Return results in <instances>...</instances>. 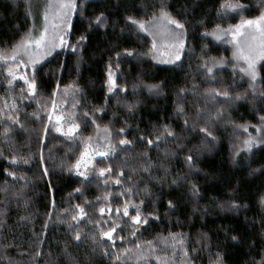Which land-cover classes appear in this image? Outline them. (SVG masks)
I'll return each mask as SVG.
<instances>
[{"label":"trees","instance_id":"obj_1","mask_svg":"<svg viewBox=\"0 0 264 264\" xmlns=\"http://www.w3.org/2000/svg\"><path fill=\"white\" fill-rule=\"evenodd\" d=\"M45 6L0 0V51L11 55ZM162 8L184 25L183 53L172 63L152 51ZM262 12L264 0H77L69 44L28 74L35 94L0 60V264H215L218 255L223 264H264V143L250 151L243 143L264 140V62L252 81L229 35H210ZM221 60L208 73L204 65ZM212 89L230 97L213 99ZM56 101L79 125L74 138L47 122ZM165 125L174 135L157 140ZM105 129L114 153L95 167L120 181L112 187L73 173L83 142ZM126 204L130 218L139 209V228L124 217ZM117 225L112 239L102 236Z\"/></svg>","mask_w":264,"mask_h":264},{"label":"snow or ice","instance_id":"obj_2","mask_svg":"<svg viewBox=\"0 0 264 264\" xmlns=\"http://www.w3.org/2000/svg\"><path fill=\"white\" fill-rule=\"evenodd\" d=\"M48 9L55 8V18L59 20V23H53L52 29L53 32L49 33V11H45L43 14V19L45 21L43 30L40 32L39 36H34L32 30H29L28 33L25 34V36L14 46L11 55H6L4 52L0 51V59L2 60H13L15 61L18 56H27L28 57V63H30L33 67H35L36 64L40 62L44 58L45 55H51V50L57 47H64L69 44V42L65 39V32L61 31V26L65 23L71 25V11H75L77 8V0H49ZM222 7H224L222 5ZM227 8L236 10L238 8H241L242 5L239 4H228L226 5ZM160 19L163 21H166L167 24L175 25L177 29H183L184 25L171 17V15L165 11L163 8L160 12ZM128 20L131 21L133 24H138V27L142 31H146L147 27L145 22L143 21H136L132 17H128ZM95 22L98 25H103L104 23V14L101 13L95 18ZM217 29H219V33L216 31L210 33V35H213L217 40H220L223 35H231L232 36V43H234L235 51L233 52V57L235 60L240 61L243 60L247 67L241 68V71L246 73L248 76H250L252 81H255L257 78V73L255 70L256 63L264 59V12L261 13V15L255 19H242L241 22L237 25L230 26L228 29H220V26L217 25ZM205 35H209V33H205ZM57 37L59 38V43H56ZM182 33H176L175 34V43L173 45H169L170 48H174V59L179 60L180 59V51L184 48V41L181 38ZM243 38L245 40L244 44H241V39ZM85 37L81 36L80 40H84ZM33 46H35V51H33ZM73 49H75V45H72ZM156 49V43L153 42V50ZM127 55L131 56L133 53L131 51L126 50ZM119 53H117V56L119 57ZM167 63H172L173 60L169 59L165 61ZM21 63L23 64L24 61L21 60ZM223 64V60L214 62L212 66H207L208 73H212L213 67L216 66V64ZM9 75L12 76V79H16L15 73L13 69L9 68ZM114 73L111 70V65H109V72H108V80L107 83L109 84L108 92H113V89L117 86L115 79H114ZM20 79H24L25 83L28 85V89L30 93L35 94L37 83L35 78L33 77L30 81L27 77L21 76ZM9 83H12V80H9ZM159 85H153L151 86V89H158ZM123 91V89H121ZM214 93L213 99H215V96H223L225 98L230 97V93L225 91H217L215 89L211 90ZM55 95V93H54ZM236 99H241V97L238 95ZM55 102H53V108H55ZM132 106H129V110H131ZM178 111H183V108L178 106ZM61 117H57V120L59 121ZM261 121L264 122V116H262ZM188 121L185 120V125H187ZM79 125H70L68 129V133H73L77 130ZM244 127V126H242ZM244 130L247 131V127H244ZM56 131H62L61 128L57 127ZM107 132V129H105ZM201 132L206 133L208 136H212V133L207 131L205 128L200 129ZM257 131L259 132L260 129L258 128ZM121 132H123V129H121ZM167 134V136H173L174 133L168 129V126H164V133H161L156 137L157 140L161 139V137L164 134ZM214 138V137H213ZM143 139V138H142ZM121 144H129L130 141L127 140H121ZM153 143L152 140H148V144L151 145ZM244 146L247 150H251L254 143H264V140H257L256 138L249 137L244 142ZM101 156L107 155V153L100 152L98 153ZM84 154H82L83 156ZM187 163L191 165L193 161V157L191 155L186 157ZM80 161L77 162V168L79 167ZM110 171L109 169H100V175H104L105 172ZM81 175H85L84 173H80ZM120 181L117 180L116 183H119ZM175 183V181H174ZM79 191V189H77ZM193 191L194 193L198 191L196 189V186L193 185ZM170 206H171V202ZM260 203L262 206H264V197L261 198ZM79 208V205H77ZM233 208L238 207V205L234 202L232 205ZM106 211L105 208H101L100 212L103 214ZM116 212L119 213L120 209L117 208ZM128 205L126 204L123 209V215L128 216ZM80 216H84V210L80 209ZM73 220L77 219V216L72 217ZM133 222L140 223L142 220V217L139 213V209L137 208V215L132 217ZM144 223H147V220L145 219L143 221ZM117 226H113L109 228L108 231H102V236H106L109 239L112 238L113 232L116 231ZM135 235V233H133ZM80 238L79 233L76 235V239L78 240ZM232 239H236L235 236L232 237ZM151 243V242H148ZM139 247V245H137ZM117 260H119V257H116ZM215 264H223L222 260L220 259L219 255L217 256V260L215 261Z\"/></svg>","mask_w":264,"mask_h":264},{"label":"rangeland","instance_id":"obj_3","mask_svg":"<svg viewBox=\"0 0 264 264\" xmlns=\"http://www.w3.org/2000/svg\"><path fill=\"white\" fill-rule=\"evenodd\" d=\"M48 4H49V0H46V6H45V9L43 10L41 18L38 21L39 23H38V25H36L34 27V30L32 31L34 36H39L40 32L43 30L44 23H45V21L43 19V14L46 10L49 11V33L50 34L53 32L52 24L53 23H59V20L55 18V8L48 9V7H47ZM73 12L74 11L70 12L71 18L73 16ZM158 21L159 22H158L157 27L159 28V30H158V28H157V30L159 33H158V39L155 42L156 43V49L155 50L152 49L155 61L158 63H167L165 61H167L169 59H172L173 62L178 61V60L174 59L175 49L170 48L169 45H173L175 43V34L176 33H182L181 38L183 39L184 46H185L184 33H183L182 29H177L175 27V25L167 24L166 21H163L161 19ZM68 29H69V25L67 23H65L61 26V31L65 32V37H66ZM229 38L232 41L231 35H229ZM222 39H223V36L221 37L220 40H222ZM240 39H241V44H244L245 40L243 38H240ZM56 43H59L58 37L56 39ZM232 45L234 47V43H232ZM57 48H60V47H57ZM183 49L180 51V58L182 56ZM52 50H51V52H52ZM234 50H235V47H234ZM33 51H35V46H33ZM48 56L49 55H45L44 58L42 60H40V62H42ZM0 60H2V59H0ZM21 60L24 61L23 64L21 63ZM2 61L8 65V72H7L8 75H9V68L13 69L15 76H16V79H13V80L23 82L27 86V89H28V85L25 83V80L20 79L21 76H24V77H27L29 80L28 74H29V72H31L33 66L30 63H28V57L21 55V56H18L15 61H13V60H7V61L2 60ZM238 62L241 64H244L245 67H247L246 63L243 60H240ZM262 62H264V59H261L256 63L255 70H256L257 65L259 63H262ZM11 78H12V76H11ZM28 92L30 95H33L32 93H30L29 89H28ZM55 105H56L55 108H53V105H52L50 110L47 112L48 124L58 134H61V135L65 136L66 138H74L75 135L77 134L78 128L75 132L70 133V134L68 133L69 126L75 124L72 115L67 110H65L64 102L56 101ZM57 117H61V119L58 121ZM57 127L61 128L62 131H56ZM100 152L107 153V155L101 156L98 154ZM113 153H114V150L110 144L108 133L106 131H101V130L97 131V133L93 137L87 138L83 142L82 152H81L80 157L78 159V161H80L79 167L77 168V166H76L78 161L75 163V165L73 167L74 175L79 177V178H82L84 180L90 179L92 177H101L102 181L105 185H108L111 187L116 185V182H114L110 178L109 172H105L104 175H100V171H97L96 167H95V161L96 160L106 159V158L110 157ZM82 154H84V155L82 156ZM80 173H84L85 175H81ZM104 208L106 209V211L101 215L109 218L110 214H111V208L109 206H106ZM128 212H130L129 209H128ZM124 217L127 219H130V221L133 222L132 217L130 218L129 215L124 216ZM133 223H135V222H133ZM135 225H136V228H139L141 226L139 223L138 224L135 223ZM104 237H106V236H104ZM106 238H108V237H106Z\"/></svg>","mask_w":264,"mask_h":264}]
</instances>
